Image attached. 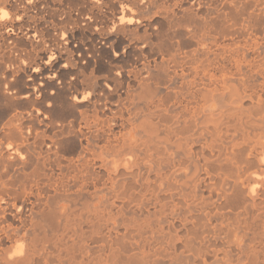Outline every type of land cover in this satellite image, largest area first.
<instances>
[{
    "label": "bare ground",
    "instance_id": "bare-ground-1",
    "mask_svg": "<svg viewBox=\"0 0 264 264\" xmlns=\"http://www.w3.org/2000/svg\"><path fill=\"white\" fill-rule=\"evenodd\" d=\"M0 264H264V0H0Z\"/></svg>",
    "mask_w": 264,
    "mask_h": 264
},
{
    "label": "snow or ice",
    "instance_id": "snow-or-ice-1",
    "mask_svg": "<svg viewBox=\"0 0 264 264\" xmlns=\"http://www.w3.org/2000/svg\"><path fill=\"white\" fill-rule=\"evenodd\" d=\"M0 18L7 19L8 13L6 11H4L2 17H0Z\"/></svg>",
    "mask_w": 264,
    "mask_h": 264
}]
</instances>
